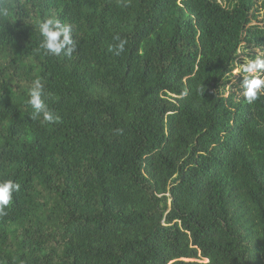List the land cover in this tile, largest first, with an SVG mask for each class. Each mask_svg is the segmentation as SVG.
Segmentation results:
<instances>
[{
	"label": "trees",
	"instance_id": "obj_1",
	"mask_svg": "<svg viewBox=\"0 0 264 264\" xmlns=\"http://www.w3.org/2000/svg\"><path fill=\"white\" fill-rule=\"evenodd\" d=\"M0 4V178L21 184L0 264H264V98L227 72L264 52V0ZM50 14L71 57L35 51ZM36 77L55 124L30 118Z\"/></svg>",
	"mask_w": 264,
	"mask_h": 264
},
{
	"label": "clouds",
	"instance_id": "obj_2",
	"mask_svg": "<svg viewBox=\"0 0 264 264\" xmlns=\"http://www.w3.org/2000/svg\"><path fill=\"white\" fill-rule=\"evenodd\" d=\"M9 10L6 5L0 4V16L7 17ZM34 27L39 33V44L35 51L44 57H59L63 54L71 57L77 49V41L73 38L75 26L72 23L62 21L56 14H50L38 18L34 22ZM116 43L109 47V51H114L120 55L125 51L126 39L119 35L113 38ZM256 55L249 56L245 51V46L241 43L235 50L234 56H241L242 63L232 60L229 71L234 80L236 74H241L243 79L240 85L244 101L252 105L264 98V52L254 49ZM186 94V93H185ZM46 92L45 83L41 77L31 80L27 89V100L25 101L32 109L30 118L41 124H55L61 117L48 106L46 99L50 96ZM21 184L12 178H0V217L7 215V209L13 204L14 193H18Z\"/></svg>",
	"mask_w": 264,
	"mask_h": 264
},
{
	"label": "rangeland",
	"instance_id": "obj_3",
	"mask_svg": "<svg viewBox=\"0 0 264 264\" xmlns=\"http://www.w3.org/2000/svg\"><path fill=\"white\" fill-rule=\"evenodd\" d=\"M234 90H237V87H234Z\"/></svg>",
	"mask_w": 264,
	"mask_h": 264
}]
</instances>
